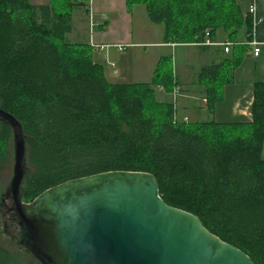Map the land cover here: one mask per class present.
Instances as JSON below:
<instances>
[{
    "label": "trees",
    "instance_id": "trees-1",
    "mask_svg": "<svg viewBox=\"0 0 264 264\" xmlns=\"http://www.w3.org/2000/svg\"><path fill=\"white\" fill-rule=\"evenodd\" d=\"M126 4L128 11L143 5L163 25L166 43L195 44L209 30L211 38L222 31L243 46L239 34L249 40L254 30L252 15L234 0ZM72 30L70 13L49 3L0 0V106L26 136L23 200L96 173L149 172L165 202L199 216L212 233L264 264V82L255 84L250 122H176L174 103L156 100V87L170 92L178 84L168 56L150 82L112 83L87 43L68 40ZM256 36L264 39V20ZM238 63L226 58L201 68L197 82L208 108L222 99L218 85L233 82ZM12 143L13 130L0 119V172L11 161ZM0 264L28 263L0 238Z\"/></svg>",
    "mask_w": 264,
    "mask_h": 264
},
{
    "label": "water",
    "instance_id": "water-1",
    "mask_svg": "<svg viewBox=\"0 0 264 264\" xmlns=\"http://www.w3.org/2000/svg\"><path fill=\"white\" fill-rule=\"evenodd\" d=\"M13 130L14 170L8 194L24 229L23 244L42 264H256L212 233L201 218L169 205L156 176L113 170L65 181L23 201L26 136Z\"/></svg>",
    "mask_w": 264,
    "mask_h": 264
},
{
    "label": "crops",
    "instance_id": "crops-1",
    "mask_svg": "<svg viewBox=\"0 0 264 264\" xmlns=\"http://www.w3.org/2000/svg\"><path fill=\"white\" fill-rule=\"evenodd\" d=\"M234 1L239 5L242 13L247 15L251 0ZM86 8L88 13L92 12L97 21V23L95 22L96 26L93 25L91 29L93 30L90 37L92 43L89 44L92 50V60L96 59L94 62L103 65L98 60L99 57L97 55V53L101 52L95 51L94 48L95 46L104 47V50H101V56L107 60L109 65L116 67L112 73L120 75L117 67L118 64H121V61L114 57V55L121 53L122 49L120 47L126 48L123 52L129 46L141 48L138 55L140 59L135 60L148 65L149 69L140 67L137 62L132 67L134 70L131 76L132 81H130L132 83L150 82L160 58L166 57L169 49L173 51L174 49L176 50L177 46L186 45L183 43H166L163 39L164 34L161 40L155 42L148 41L142 36L136 37L133 27V12L128 11L126 0H90ZM258 15L264 20V0H259ZM75 33L73 24V30L68 34L67 38L72 43H80L79 34ZM250 39H247L245 32H241L239 40L244 43L247 42V44L236 47L234 46L235 42L229 40L232 43L229 52H225L223 46H206L204 48L196 44L192 45L198 47V51L201 54H211L213 61L210 64L220 63L226 58L233 59L235 57L240 63L234 69L233 82L222 87V99L214 104L213 109L208 108L206 94L199 92L203 86L199 85L198 79L192 82L188 77L183 79L180 71L176 70L175 75L174 71H172V76L178 82V84H175L174 89L178 87L180 91L178 94L175 93L174 89L172 93L163 91L164 94L160 95H166L167 98L163 100L165 98L162 96L163 99L161 98L160 102L174 103L176 122L199 123L215 121L217 123H247L252 120L251 105L254 100V87L256 83L264 82V44L261 46L259 55L255 56L253 46L248 44ZM212 40L218 43L228 42L222 31H218L217 36L212 38ZM260 41H264V39ZM82 43L85 42L83 41ZM149 46L158 48L154 57H150ZM102 57L100 58L103 59ZM203 65H200V69ZM189 67H187V70ZM103 68L107 79L108 76L112 78L110 71L108 69L105 71L104 65Z\"/></svg>",
    "mask_w": 264,
    "mask_h": 264
},
{
    "label": "rangeland",
    "instance_id": "rangeland-1",
    "mask_svg": "<svg viewBox=\"0 0 264 264\" xmlns=\"http://www.w3.org/2000/svg\"><path fill=\"white\" fill-rule=\"evenodd\" d=\"M33 4H44L49 3L53 7L54 11H61V12H69L73 24L75 34H79V42L82 43L83 41L88 45L91 42L90 37L93 33L92 27L93 25L96 26V19L94 18L92 12L88 13L87 6L89 5L90 0H31ZM83 3V6H79L77 4ZM74 4V5H73ZM131 12H133V27H134V35L136 37L142 36L144 39L148 41L155 42L162 39V35L164 34L163 30L164 27L161 24H156L152 22L146 13L145 7L143 5H135ZM96 22V23H95ZM184 46H177L176 50L174 49L171 51H167V64L168 66L173 68L174 75L176 74V70L179 72L180 75L183 76V79L188 77L190 81H194L198 79L200 74V65L206 64L211 65V61H213L211 54H201L199 53L198 47L192 46L193 43H185ZM90 46V45H89ZM189 46V47H188ZM239 47V46H236ZM102 48V49H98ZM121 53L114 55L117 57L121 64H118L117 70L119 71L120 75L113 74V70L116 67H113L108 64L107 60L104 59L101 54L104 50V47H95L94 50L97 52L99 61L104 65L105 71L108 69L112 74V78L108 80L112 83H132L131 76L134 72L132 67L138 62L140 67H146L149 69V66L146 64L141 63L135 59H140L138 57L139 50L141 48H134V47H127V50L123 52L126 48L120 47ZM158 48L155 47H148L150 51V57H154L155 53H157ZM102 57L103 59H101ZM96 61V59H94ZM190 66V67H189ZM204 66V65H203ZM187 67L188 70H187ZM224 73L222 74L221 80L222 82L225 80ZM219 90L222 91L221 84L218 85ZM162 91V92H161ZM164 92L172 93V91L168 92L164 87L159 86L156 87V100L160 102L162 96H164L166 100V95ZM200 93H204L205 90L201 88L199 90ZM264 157V149L262 152ZM14 157H15V149H14V141L11 146V161L6 168L0 172V238L1 240L11 249L13 252L17 254L18 257L25 260L28 264H40L39 261L31 255L26 248L22 245L23 241V230L20 228V220L17 216V212L14 210V202L11 195L8 194V190L11 186V180L13 177V170H14ZM27 170V168H26ZM34 200V199H33ZM33 200H23L26 203H31Z\"/></svg>",
    "mask_w": 264,
    "mask_h": 264
},
{
    "label": "built area",
    "instance_id": "built-area-1",
    "mask_svg": "<svg viewBox=\"0 0 264 264\" xmlns=\"http://www.w3.org/2000/svg\"><path fill=\"white\" fill-rule=\"evenodd\" d=\"M258 3H259V0H251V4L248 9V14L252 15L253 21H254V30L252 33V38L250 39L248 44L253 46L255 56L259 55L261 51V46L264 44V41H260L259 39H257V36H256V26L258 23L263 21L262 18H260L258 15V8H257ZM195 44L198 46H223L225 52H229L230 47L232 46V43L229 41L218 43L212 40L209 30L206 31L205 39L203 41L196 42ZM95 47H99V46H95ZM174 90H175V93L177 94L180 91L178 87H175Z\"/></svg>",
    "mask_w": 264,
    "mask_h": 264
},
{
    "label": "bare ground",
    "instance_id": "bare-ground-1",
    "mask_svg": "<svg viewBox=\"0 0 264 264\" xmlns=\"http://www.w3.org/2000/svg\"><path fill=\"white\" fill-rule=\"evenodd\" d=\"M257 8H258V4H257Z\"/></svg>",
    "mask_w": 264,
    "mask_h": 264
}]
</instances>
